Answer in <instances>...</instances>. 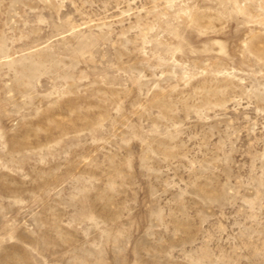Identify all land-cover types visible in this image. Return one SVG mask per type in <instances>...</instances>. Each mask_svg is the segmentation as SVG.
Masks as SVG:
<instances>
[{
	"label": "rangeland",
	"instance_id": "1",
	"mask_svg": "<svg viewBox=\"0 0 264 264\" xmlns=\"http://www.w3.org/2000/svg\"><path fill=\"white\" fill-rule=\"evenodd\" d=\"M0 264H264V0H0Z\"/></svg>",
	"mask_w": 264,
	"mask_h": 264
}]
</instances>
